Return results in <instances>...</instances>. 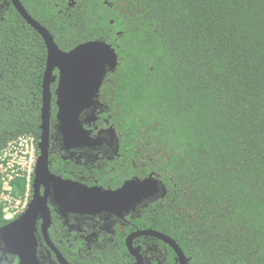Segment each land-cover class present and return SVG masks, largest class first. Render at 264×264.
<instances>
[{
  "label": "trees",
  "instance_id": "trees-1",
  "mask_svg": "<svg viewBox=\"0 0 264 264\" xmlns=\"http://www.w3.org/2000/svg\"><path fill=\"white\" fill-rule=\"evenodd\" d=\"M73 1L63 12L67 1L24 4L63 50L115 47L100 92L120 136L113 183L153 174L166 186L136 228L169 235L190 264H264V0ZM47 57L17 10L0 12V155L19 137L38 141ZM26 186L22 175L5 189L0 171V227L11 221L3 194ZM120 240L97 264H134Z\"/></svg>",
  "mask_w": 264,
  "mask_h": 264
},
{
  "label": "water",
  "instance_id": "water-1",
  "mask_svg": "<svg viewBox=\"0 0 264 264\" xmlns=\"http://www.w3.org/2000/svg\"><path fill=\"white\" fill-rule=\"evenodd\" d=\"M12 1L27 22L44 38L48 57L43 83L42 124L33 195L24 212L0 227V252L3 253V259L10 256L17 258L18 264H43L37 237V221L42 218V228L51 247L64 264H69L48 236V226L51 222V212L47 204L49 194H53L56 202L65 209L82 213L106 211L122 216L153 197H163L166 194V186L161 179L151 174L143 178L129 179L117 189H103L66 180L51 172L49 153L52 83L57 81V129L65 146L93 145L97 140L90 136L89 130L85 128L83 113L96 108L100 89L106 76L116 70L119 56L115 47L103 39L89 40L70 50H63L51 31L30 15L20 0ZM56 70L58 73H55ZM109 129L118 137L114 126ZM42 184H52L53 192L47 190L45 194H41ZM138 236H152L164 241L176 252L179 264H190V259L180 245L169 235L152 228L140 229L130 236L129 243ZM130 252L136 256V264H144L139 248L131 247Z\"/></svg>",
  "mask_w": 264,
  "mask_h": 264
},
{
  "label": "flooded vegetation",
  "instance_id": "flooded-vegetation-1",
  "mask_svg": "<svg viewBox=\"0 0 264 264\" xmlns=\"http://www.w3.org/2000/svg\"><path fill=\"white\" fill-rule=\"evenodd\" d=\"M20 1L29 14L32 15L24 4V0ZM42 1L39 0L40 4H42ZM64 1H67L64 7H60V3L55 2V5L60 7L59 12L70 10L76 3L73 0H62V3ZM12 7L18 11L12 0H0L1 14ZM35 19L43 24L39 19ZM55 73H58V71L56 70ZM51 88L53 91L49 153L51 172L66 180H72L88 187H101L103 189H117L125 181L140 177L136 174L123 180L121 183L119 181L113 183L112 175L119 172L116 164L122 156L119 145L120 136L117 130L118 137L110 132L109 128L112 125L107 115L108 106L104 103L101 94L99 93L96 108L86 110L83 113L84 126L89 130L90 136L96 139L97 142L93 145L84 144L67 147L57 129L58 106L55 95L57 81L52 83ZM53 104L56 105V110L53 108ZM47 190L53 192L54 186L52 184H42L40 186L41 194H45ZM159 198L157 196L153 197L138 205L135 210L120 216L106 211L82 213L78 210L65 209L56 202L53 194H49L47 196V204L51 212V222L48 226L49 239L69 264H97V259L107 252H114L117 255L121 238H123L129 252L131 247L140 249V253L144 258V264H171L168 261L169 251L167 246L169 245L164 241L152 236H138L131 239L129 243L130 236L137 230H140L136 228L139 225L135 220L140 217L142 209L149 207V205L156 202ZM42 225L43 219L40 218L37 221V237L43 264H64L57 256L56 251L51 247ZM131 228L133 229L131 230ZM158 240L162 241L163 245ZM1 254L3 256V253ZM131 255L135 259L134 264H136V256L132 253ZM13 259L14 257L12 256L8 258L4 257V259L2 257L1 263L18 264V259ZM175 259L178 261L177 256ZM177 263L179 264V262Z\"/></svg>",
  "mask_w": 264,
  "mask_h": 264
},
{
  "label": "built area",
  "instance_id": "built-area-1",
  "mask_svg": "<svg viewBox=\"0 0 264 264\" xmlns=\"http://www.w3.org/2000/svg\"><path fill=\"white\" fill-rule=\"evenodd\" d=\"M38 154L36 138L30 135L19 137L0 155V171L5 189L17 176L23 175L27 181L23 197H13L10 192L3 194L6 218L9 220L24 212L30 202Z\"/></svg>",
  "mask_w": 264,
  "mask_h": 264
}]
</instances>
